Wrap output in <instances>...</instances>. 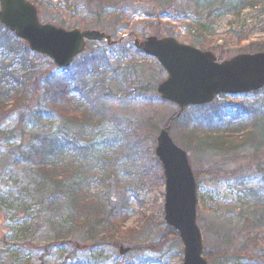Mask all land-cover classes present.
<instances>
[{"label": "rangeland", "instance_id": "374dc122", "mask_svg": "<svg viewBox=\"0 0 264 264\" xmlns=\"http://www.w3.org/2000/svg\"><path fill=\"white\" fill-rule=\"evenodd\" d=\"M41 1L44 22L66 29H84L78 23L83 18L89 19V16L83 9L73 7V0L69 3H66L68 0ZM151 1L155 0H132V6L126 2L123 8H119L134 16L127 30L116 33L113 29L120 24L109 18L99 30L115 39L129 34L138 38L152 35L151 30L158 22L146 16ZM179 4L185 11V18L175 22L164 20V24H170L163 26V30L165 35L182 44L227 59L251 54L247 51L264 44V6L239 9L238 0H179ZM121 47H124V53ZM133 48L130 40L110 49V71L115 66H125L138 79V91L142 93L133 95L125 103L113 101L111 106L117 115L130 122L139 119L148 123L156 115L167 121L177 114V106L152 93L160 82L166 80L167 74L156 60L138 55ZM0 56L13 66L15 73L24 75L13 54L2 51ZM35 62L46 72L51 61L40 55ZM146 86L150 93L141 90ZM45 93L42 90L38 94L33 107L13 113L0 125V253H5L0 257V264H80L91 259L113 264L106 260L112 259V254H118V250L108 245L93 254L85 250L97 240L105 239L103 230L90 235L85 232L87 226L80 229L79 225H72L71 201L63 198L58 185L56 191L48 185L46 190H39L48 194H38L36 189L40 178L36 169L22 165V160L19 166L14 165V149L22 136L49 135L58 132L62 126L56 107L52 106ZM216 102L228 106L230 109L227 111L235 117L246 118L232 121L224 117L223 123L212 127L216 133L213 137H208L212 134H203L192 146L186 147L190 162L201 164L204 170L218 172L217 179L205 175L198 181V223L207 251L213 253L216 250L219 233L229 232L240 238L242 243L247 242L250 257L248 252H243L244 257L231 256L233 259H216L209 264H264V260H257L258 255L264 252V242L259 238L264 235V224H259L264 216V90L256 94L220 96ZM191 109L184 113L186 118L190 115V119H179L170 130L171 138L180 147L186 146L182 134L191 133L203 119ZM70 130L64 129L63 132L69 134ZM106 130L108 136L114 134L110 127ZM216 135H224L222 141L233 144L221 142ZM193 166L198 170L195 164ZM125 176L127 174L121 166L116 167L111 171V181L105 184L104 173H101L100 177L97 176L101 182L83 190L85 197L88 200L94 197L100 201L107 199L118 212L121 209L118 204L124 203L121 197L125 195L129 209L120 219L121 234L115 236L125 239L122 233L132 231L127 234L122 247L140 248L130 256L133 264H182L183 245L180 240L169 237V228L164 222V182L155 181L146 173V179L127 192L130 179ZM117 179L120 184H117ZM94 238L97 240H88Z\"/></svg>", "mask_w": 264, "mask_h": 264}, {"label": "trees", "instance_id": "16d2710c", "mask_svg": "<svg viewBox=\"0 0 264 264\" xmlns=\"http://www.w3.org/2000/svg\"><path fill=\"white\" fill-rule=\"evenodd\" d=\"M30 1L36 5L42 17V1ZM126 2H129L128 6H132V0H73L72 6L83 9L89 16V19L83 18L82 22L78 20L80 22L78 24L83 28H102L106 18L107 20L109 18L119 22L120 27L113 29L117 33L127 30L129 21L134 18L119 9L123 8L122 5ZM66 3H69V0ZM262 6H264V0H238L237 5L239 9H258ZM181 8L179 0H155L148 3L146 16L158 22L151 30L152 35L159 37L165 35L163 26H168L169 23L164 24V20L170 19L174 22L183 20L185 11L183 12ZM122 49L124 47H121L124 53ZM109 50L105 46L95 47V44H91L84 55L80 56L70 68L56 72L57 68L50 62L45 72L35 62L38 56L32 55L25 43L0 24V52L13 54L15 62L21 65L24 73L22 76L15 73L12 70L13 66L7 64L0 56V125L13 113L33 107L42 90L46 91V98L52 106L56 107L55 112L63 121L58 132L49 135L22 136L20 143L14 149V165L17 167L23 161L22 165H29L36 169L40 178L39 187L36 189L38 194H48L39 192V190H46L48 185L56 191L58 185L57 188L59 187L63 198L71 201L69 206L73 211L70 219L73 221L72 225H79L80 229L87 226L85 232L90 235L100 229L103 230L102 233L106 237L102 241L95 238L88 239L97 240L86 247L85 250H88L90 254L97 253L105 245L119 251V247L128 238L127 234L132 231L122 233L125 239L116 237L121 234L120 219L129 209L125 195L121 197L124 203L118 204L121 209L116 212L114 206L106 201L107 199L100 201L94 197L88 200L83 190L101 182L97 179L101 173H104L105 184L109 183L111 171L119 166L126 172L125 178L130 179L127 192L133 189L136 183L146 179V173L155 181L163 183L162 168L154 153L157 136L163 128L174 129L179 119H190V115L187 118L184 116L186 111L180 117L177 112L167 121L161 120L156 115L148 123L139 119L130 122L117 115L111 102L125 103L133 95L137 93L139 95L142 92L138 91V79L131 75L124 68L125 66H115L116 68L110 71ZM132 50L142 55L134 48ZM247 52H264V44L259 45L256 50ZM148 88L146 86L141 90L146 91L144 93H150ZM156 90L157 87L152 92L155 95ZM228 109H230L228 106L218 105L217 102L208 106L192 107L191 111L195 112V115L202 116L203 119L195 125L196 131L192 130L187 135L182 134L186 146L181 147L186 150V147L192 146L203 134H212L208 137H213L216 133H213L212 127L223 123L224 117L232 121H241L246 118L235 117L227 111ZM109 127L114 130L112 136L107 135L106 129ZM64 129H71L70 133H64ZM216 137L225 144H233V142L222 141L224 135H216ZM191 164L198 167V170L194 169L197 181L205 175L212 179L218 178V172L214 169L204 170L199 163L191 162ZM108 171L110 174H107ZM59 178L61 180L58 183ZM120 183L121 181L117 179V184ZM40 201L43 200L40 199ZM259 224H264V216L261 217ZM168 230L169 237L178 241V233L172 228ZM133 233L136 231L134 230ZM259 238L264 242V235ZM26 244L27 242L25 246ZM247 248V242L242 243L237 236L229 232L219 233L216 250L213 253L206 251V257L209 262L216 259H233L231 256L244 257L243 252H248L247 256L250 257ZM130 249L131 251L125 256L115 252V255L112 254V259H107L106 262L133 264L130 256L132 252L140 248L130 247ZM3 255L5 253H0V257ZM258 257L257 260H264V252ZM0 262L2 263L1 259ZM80 264H105V262L91 259Z\"/></svg>", "mask_w": 264, "mask_h": 264}, {"label": "water", "instance_id": "95a60500", "mask_svg": "<svg viewBox=\"0 0 264 264\" xmlns=\"http://www.w3.org/2000/svg\"><path fill=\"white\" fill-rule=\"evenodd\" d=\"M0 23L27 42L33 52L46 55L60 68H68L82 54L87 42L106 41L108 46L124 39L99 31H67L42 25L36 7L26 0H0ZM136 49L156 59L168 74L158 86L161 99L187 107L211 104L219 95H240L264 88V53L239 55L221 62L214 54L180 44L168 37L135 38ZM170 128L157 137L155 155L165 179V223L179 233L183 243V264H208L197 224L198 185L189 155L172 140ZM128 249L121 248L124 255Z\"/></svg>", "mask_w": 264, "mask_h": 264}]
</instances>
